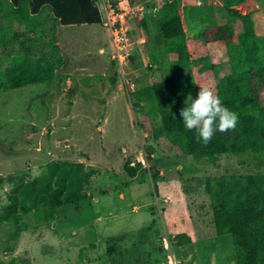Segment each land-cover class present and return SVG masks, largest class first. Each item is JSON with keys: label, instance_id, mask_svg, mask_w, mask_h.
Returning <instances> with one entry per match:
<instances>
[{"label": "rangeland", "instance_id": "obj_1", "mask_svg": "<svg viewBox=\"0 0 264 264\" xmlns=\"http://www.w3.org/2000/svg\"><path fill=\"white\" fill-rule=\"evenodd\" d=\"M166 1L128 0L119 6L141 4L144 11L127 20L132 37H143L144 43L127 48L119 76L102 24L60 26L57 45L67 62L61 73L69 77L57 87L32 85L0 94V178L21 171L39 176L45 163L59 159L82 162L88 179L87 198L61 207L59 221L26 218L12 252L7 250L12 226L2 224L0 261L236 264L230 236L214 234L203 182L264 173V160L223 155L216 164H202L165 140H153V125L131 106L129 93L166 77L174 59L163 49L157 14ZM220 6L221 0H182L190 57L196 62L207 57L214 65V70H200L196 62L190 66L194 98L199 86L216 92L218 78L230 72V49L210 39L212 31L205 25L206 19L224 23ZM237 9L251 16L264 58V0H244ZM260 93L264 102V87ZM126 161L142 164L133 178L123 172ZM6 193L7 187L0 188V205ZM185 235L190 244L171 245Z\"/></svg>", "mask_w": 264, "mask_h": 264}, {"label": "trees", "instance_id": "obj_2", "mask_svg": "<svg viewBox=\"0 0 264 264\" xmlns=\"http://www.w3.org/2000/svg\"><path fill=\"white\" fill-rule=\"evenodd\" d=\"M110 2L118 4V0ZM242 2L221 0L225 19L220 25L205 20L212 31L210 39L230 49V72L218 78L215 94L223 106L238 115L235 130L216 131L204 144L198 142L195 129L188 131L183 126L179 115L182 98L195 92L190 66L197 63L200 70H214V65L207 57L197 62L190 57L180 12L182 0L166 1L157 9L163 49L167 55H174L168 75L129 93L132 108L153 125V140H165L202 164H216L223 155L264 160V102L260 93L264 58L257 47L251 16L237 9ZM80 24H101L95 0H0V94L32 85L57 87L64 82L69 76L61 70L67 62L59 52L56 28ZM150 58L154 61L152 55ZM111 65L117 73L115 62ZM141 167V162L131 165L126 161L123 172L133 178ZM203 185L214 234L230 236L235 263L264 264V173L206 178ZM4 187L7 193L0 205V226H12L7 247L12 252V242L19 237L26 218L55 220L61 207L76 206L87 198L88 179L82 162L52 159L39 176L21 171L1 177L0 188ZM191 242L185 235L171 245ZM0 264L18 263L9 260Z\"/></svg>", "mask_w": 264, "mask_h": 264}, {"label": "clouds", "instance_id": "obj_3", "mask_svg": "<svg viewBox=\"0 0 264 264\" xmlns=\"http://www.w3.org/2000/svg\"><path fill=\"white\" fill-rule=\"evenodd\" d=\"M179 115L184 128L188 131L195 129L198 142L204 144L210 142L216 131L235 130L239 119L235 112L223 106L212 89L202 86H199L195 98L187 95Z\"/></svg>", "mask_w": 264, "mask_h": 264}, {"label": "built area", "instance_id": "obj_4", "mask_svg": "<svg viewBox=\"0 0 264 264\" xmlns=\"http://www.w3.org/2000/svg\"><path fill=\"white\" fill-rule=\"evenodd\" d=\"M95 4L99 9L101 24L108 31L110 36V44L112 53L110 55L111 61L115 62L116 69L120 73L123 65H126L129 56L127 49L136 43H144V38L139 37L134 39L129 30L127 20L131 15H141L143 5L136 4L120 8L118 5L114 6L108 0H95ZM129 88V84L126 86ZM132 87V86H131ZM169 264H173L172 261Z\"/></svg>", "mask_w": 264, "mask_h": 264}, {"label": "crops", "instance_id": "obj_5", "mask_svg": "<svg viewBox=\"0 0 264 264\" xmlns=\"http://www.w3.org/2000/svg\"><path fill=\"white\" fill-rule=\"evenodd\" d=\"M127 1H128V0H127ZM127 1H125V0H119V2H118L117 5L123 7L124 4H127ZM87 196H88V194H87ZM55 221L57 222V221H59V220L56 219ZM56 222H55V223H56Z\"/></svg>", "mask_w": 264, "mask_h": 264}]
</instances>
